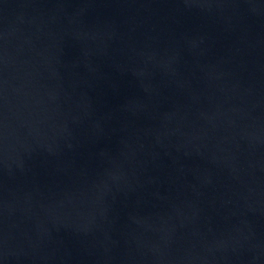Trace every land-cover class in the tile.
<instances>
[{
	"label": "water",
	"instance_id": "1",
	"mask_svg": "<svg viewBox=\"0 0 264 264\" xmlns=\"http://www.w3.org/2000/svg\"><path fill=\"white\" fill-rule=\"evenodd\" d=\"M0 264H264V0H0Z\"/></svg>",
	"mask_w": 264,
	"mask_h": 264
}]
</instances>
